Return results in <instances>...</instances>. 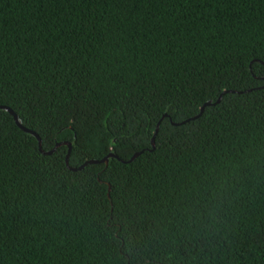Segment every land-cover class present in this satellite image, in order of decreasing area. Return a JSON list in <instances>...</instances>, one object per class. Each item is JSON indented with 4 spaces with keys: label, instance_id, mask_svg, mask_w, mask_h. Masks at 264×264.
Wrapping results in <instances>:
<instances>
[{
    "label": "trees",
    "instance_id": "trees-1",
    "mask_svg": "<svg viewBox=\"0 0 264 264\" xmlns=\"http://www.w3.org/2000/svg\"><path fill=\"white\" fill-rule=\"evenodd\" d=\"M0 106V264H264V0H0Z\"/></svg>",
    "mask_w": 264,
    "mask_h": 264
},
{
    "label": "water",
    "instance_id": "water-1",
    "mask_svg": "<svg viewBox=\"0 0 264 264\" xmlns=\"http://www.w3.org/2000/svg\"><path fill=\"white\" fill-rule=\"evenodd\" d=\"M220 101H221V97L219 98V100H218L216 103H218V102H220ZM216 103H214V104H216ZM211 105H213L212 102H208V103H206L205 106L201 109V114L204 112L205 107H207V106H211ZM0 109L5 110V111H8V112L14 117V119H15L17 125H18L22 130H24L25 132H28V133L32 134L33 136H35V137L38 139V141H39V146H40L41 151L44 152V151L42 150V141H41V138L39 137V135H38L37 133H35V132L32 131V130H29V129L25 128V127L22 125V122H21V120L19 119L18 115H17L12 109H10V108H8V107H5V106H0ZM198 116H199V115H198ZM198 116H197V117H198ZM158 129H159V126H158V128H157V130H156V133H157ZM68 145H69L70 149H69V154H68V156H67V164H68V162H69V157H70V153H71V144L68 143ZM153 147H155L154 140H153ZM52 153H53L52 151L44 152V154H48V155H49V154H52ZM141 153H142V152L136 153V154L131 158L130 162L133 161L136 157H138ZM110 157H113V154L110 155ZM108 159H109V158H106V159L104 160V162H105L106 164H108ZM93 163H98V161H90V162H87L86 164H84V165H83L82 167H80L79 169L81 170V169H83L85 166H87V165H89V164H93ZM73 170H77V169H73Z\"/></svg>",
    "mask_w": 264,
    "mask_h": 264
}]
</instances>
